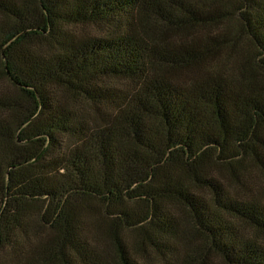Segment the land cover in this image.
Segmentation results:
<instances>
[{"label":"rangeland","instance_id":"obj_1","mask_svg":"<svg viewBox=\"0 0 264 264\" xmlns=\"http://www.w3.org/2000/svg\"><path fill=\"white\" fill-rule=\"evenodd\" d=\"M247 1H221L230 17L196 29L156 24L143 0H0V36L29 29L12 71L73 132L17 166L11 105L30 101L0 52V264H264V169L234 150L245 130L263 136L264 70L242 37L208 51L240 34L237 10L264 17ZM115 2L129 14L90 19ZM187 127L192 159L168 147Z\"/></svg>","mask_w":264,"mask_h":264},{"label":"trees","instance_id":"obj_2","mask_svg":"<svg viewBox=\"0 0 264 264\" xmlns=\"http://www.w3.org/2000/svg\"><path fill=\"white\" fill-rule=\"evenodd\" d=\"M221 1L224 2V0H143L142 9L158 25L162 24L168 28L205 29L212 27L213 24L218 25L230 17L231 13L219 4ZM242 1L245 6L248 5L247 0ZM182 2L189 4H181ZM240 11H245V16L241 17ZM240 11L237 10L241 21V32L237 38L235 37L230 41L227 37L213 35L208 51L216 52L220 47L225 46L234 47L238 39L242 37L246 39L247 45L253 51L254 60L264 70V17H258L260 16L258 15L253 19L252 14L250 15L252 10L248 8H241ZM111 14H116L119 17L128 15L129 12H126L118 2H115L104 5L99 12L91 11L90 19L94 21L103 20ZM28 32L29 29L21 27L11 29L10 32H5L0 36V52L3 56L1 72L10 80L14 89L20 95H26L30 101L29 111L26 109V112L22 110V107L11 105L12 110L19 109L18 118L23 120L13 131L16 145L20 150H25L24 152L18 151L15 155L18 167L38 162L44 159L46 153L60 150L62 137L73 135L72 130L65 125L64 120H56L50 114L51 107L42 97L30 93V89H35L18 80L14 71H12L13 66L9 59L12 48L23 42L27 38ZM162 113L165 122H169L165 112ZM252 113L256 121L262 124L264 128V107H253ZM168 127L170 128V126ZM190 128L187 127L186 130L182 131L174 128V134L172 136L168 135V147L169 150H181L182 153L187 154L189 159H192L194 158L192 152L194 137ZM176 130L179 131L176 132ZM261 131L263 136H257L253 129L251 131L245 130L243 136L235 139L234 150L240 152V157L254 160L260 168L264 169V129H261ZM147 184L148 188L144 195L147 200L157 201L163 197L164 193L161 190L153 189L156 185L155 182L149 181ZM137 228L142 227L138 225ZM145 243L142 244L145 245Z\"/></svg>","mask_w":264,"mask_h":264}]
</instances>
